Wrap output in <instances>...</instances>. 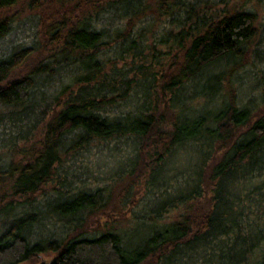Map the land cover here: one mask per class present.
I'll list each match as a JSON object with an SVG mask.
<instances>
[{"label":"trees","instance_id":"obj_1","mask_svg":"<svg viewBox=\"0 0 264 264\" xmlns=\"http://www.w3.org/2000/svg\"><path fill=\"white\" fill-rule=\"evenodd\" d=\"M43 252L264 264V0H0V264Z\"/></svg>","mask_w":264,"mask_h":264},{"label":"rangeland","instance_id":"obj_2","mask_svg":"<svg viewBox=\"0 0 264 264\" xmlns=\"http://www.w3.org/2000/svg\"><path fill=\"white\" fill-rule=\"evenodd\" d=\"M146 159L148 157H145ZM141 177L140 173L138 174V176L135 178V180H139V178ZM138 182V181H137ZM138 183H136L137 185ZM142 190V187L141 189L139 190V192ZM115 211H116V208H114L112 206V204L108 205V207L105 208V212L104 213H96L92 216V219L90 221V224H100V222H103L104 220H109V219H106L108 218V216L111 214V212L113 214H115ZM107 212V214H106ZM112 215V214H111ZM52 256L51 253L49 252H43L41 255H40V258H38L36 261H35V264H38V262L40 261L41 258H47L49 259L50 257ZM20 264H33L31 263L30 261H23L22 263Z\"/></svg>","mask_w":264,"mask_h":264},{"label":"water","instance_id":"obj_3","mask_svg":"<svg viewBox=\"0 0 264 264\" xmlns=\"http://www.w3.org/2000/svg\"><path fill=\"white\" fill-rule=\"evenodd\" d=\"M45 263V258H41L38 264H44Z\"/></svg>","mask_w":264,"mask_h":264}]
</instances>
